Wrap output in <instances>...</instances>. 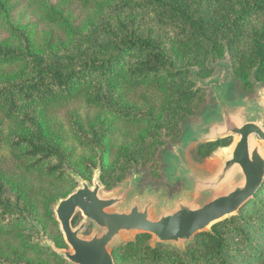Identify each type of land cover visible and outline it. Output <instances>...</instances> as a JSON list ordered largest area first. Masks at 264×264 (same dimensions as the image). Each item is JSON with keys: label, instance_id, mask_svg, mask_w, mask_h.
Masks as SVG:
<instances>
[{"label": "trees", "instance_id": "16d2710c", "mask_svg": "<svg viewBox=\"0 0 264 264\" xmlns=\"http://www.w3.org/2000/svg\"><path fill=\"white\" fill-rule=\"evenodd\" d=\"M16 5V0H0V18L8 20ZM38 5L46 10L44 21L52 28L46 52L26 29H18L17 44L0 41V68L14 66L0 78V153L10 154L0 167V264H67L44 244L41 234L46 231L49 241L65 248L53 206L78 187L72 171L88 181L97 161L109 169L115 159L110 142L124 128L154 119L158 95L173 115L190 114L200 92L190 79L192 68L210 78L207 62L229 54L234 76L245 88L253 87V80L264 82V0H38ZM106 7L115 14L114 23L102 19L96 30L83 27L91 23L93 9ZM152 23L154 27L147 26ZM65 37L71 42H58ZM120 86L140 91L145 106L125 103ZM80 103L114 117L102 120L98 115V125L90 120L86 126L75 114L71 132L46 135V114ZM27 108H32L31 116ZM177 119L172 117L171 124ZM20 126L23 133H15ZM167 128L158 121L154 126L158 134L174 137L175 131ZM154 137L156 144L163 143ZM147 145L141 146L143 151ZM229 146L231 139L200 145L196 152L206 159ZM126 152L118 183L127 178L132 163L139 162ZM34 178L48 185L32 196ZM101 182L108 189L113 186L103 176ZM261 195L264 189L236 216L196 237L184 251L152 246L149 236H138L114 249L115 262L256 264L264 252ZM16 233L19 236H12Z\"/></svg>", "mask_w": 264, "mask_h": 264}, {"label": "water", "instance_id": "95a60500", "mask_svg": "<svg viewBox=\"0 0 264 264\" xmlns=\"http://www.w3.org/2000/svg\"><path fill=\"white\" fill-rule=\"evenodd\" d=\"M229 83L214 82V95L222 118L186 138L187 145H204L234 139L230 151H221L210 168L201 169L179 159L171 177L188 184L190 194L171 205L147 193L134 198L135 181L106 193L100 176L92 183L76 176L80 186L54 206V214L69 249L45 241L67 264H116L118 243L136 236H151L153 244L180 250L196 237L236 216L264 189V104L229 103ZM83 220L74 226L76 218ZM93 225L89 236L84 235Z\"/></svg>", "mask_w": 264, "mask_h": 264}, {"label": "rangeland", "instance_id": "374dc122", "mask_svg": "<svg viewBox=\"0 0 264 264\" xmlns=\"http://www.w3.org/2000/svg\"><path fill=\"white\" fill-rule=\"evenodd\" d=\"M49 4H59L63 0H45ZM17 8L11 12L10 18L4 20L0 18V41L9 40L13 44H17L19 41V36H17V31L19 28L26 29V32L29 31L34 36L36 45L46 52V46L48 38L52 31V28L44 21V15L46 10L44 7L38 5V0H16ZM113 1H111L112 3ZM80 10V15L82 14V4H78ZM94 17L90 22H86L84 28L96 30L100 28V23L102 19L112 20L111 22L116 21L115 14L111 10L106 9L99 11L93 9ZM78 13L76 16L80 17ZM1 16V15H0ZM3 17V15H2ZM127 17V16H126ZM149 27H154V24L147 25ZM157 30V29H156ZM56 32V31H55ZM66 41L70 43L71 41L67 37L58 42ZM60 47V45H59ZM57 47V48H59ZM208 68L212 70L210 78H202L197 75L199 68H192L190 74V79L194 82V90H200L198 97L194 100L193 105L191 106L190 114L183 115H173L170 111V107L163 108L164 100L163 96H156L157 101V112L156 117L151 119L149 123L142 124L139 126H133L129 128H124L121 133L114 137V140L110 144L114 148V161L111 163L109 169L103 167L101 162L97 161L96 165L93 166L92 179L88 182L92 183L94 177L97 173L102 176L105 180L113 182V186L108 189L102 183L106 193H112L122 188L127 183H133L135 181V191L134 198L143 200L146 194L149 192L154 196L161 198L162 204L171 205L176 198H180L183 195H189L188 184L185 180L178 179L175 180L171 177V169L174 166V163L179 161V159L185 160L194 167L201 169L210 168L216 157L220 154L222 149L219 148L212 156L202 159L197 155V148L200 145H187L186 138L188 135L194 133L195 131L207 126L209 123L219 120L222 118L221 114L218 111V102L214 95V82H227L229 83V89L227 93V101L229 103L243 102L250 105L262 106L264 104V82H256L253 80V87L245 88L243 83L236 79L233 72V62L229 54L220 60H209L207 62ZM14 69V66L0 68V78H2L5 72H11ZM118 93L123 95V100L129 105H136V107L145 106V100L141 96V92H135L123 86L118 88ZM143 102V103H142ZM26 113L28 116L33 114L32 108H27ZM78 115L80 121L84 125H88L90 120L96 122L98 125V115L100 119L112 120L114 115L111 112H100L95 109H89L84 104H72L68 107L62 108L54 113H48L44 117V131L48 136L52 133H61L62 130H67L71 132V125H73L74 115ZM174 117L178 118L175 120V124H171L170 119ZM156 121L166 124L167 129H172L175 132L174 137H166L165 134H158L154 130ZM35 131L36 128L31 126ZM24 128L21 126L14 129L15 133H23ZM155 136H158L160 142H163L161 145L156 144ZM228 140V139H226ZM155 142V143H154ZM234 139L231 138V145L233 144ZM143 144H148L146 151H143L141 146ZM71 145V144H70ZM126 150L128 152H126ZM79 151L78 153H80ZM124 152L134 155V157L139 158V162H133L130 166L129 173L127 178L118 183L117 179L119 168H120V159L123 157ZM81 154V153H80ZM85 155H89L87 152ZM7 158L9 160L10 154L8 152L0 153V167H2L3 159ZM123 159V158H122ZM117 160V163L115 162ZM118 169V170H116ZM72 175L80 177L77 173L72 171ZM81 178V177H80ZM33 180V192H44L43 188H46L48 182H44L42 179L34 178ZM77 180V178H76ZM78 182V181H77ZM80 184L78 183V187ZM66 184L65 188H69ZM77 187V188H78ZM76 188V189H77ZM75 189V190H76ZM74 190V191H75ZM52 191V190H51ZM73 191V192H74ZM36 196L38 194H35ZM263 200L264 195H261ZM35 202H40L37 198L33 197ZM257 200V199H256ZM56 205V204H55ZM54 205V206H55ZM53 206V208H54ZM42 211V208L39 209ZM262 217V216H261ZM83 220V217L79 215L75 222L74 226ZM59 224V223H58ZM60 229V226H59ZM54 231V228L49 227V232ZM61 231V230H60ZM93 231V225H90L84 235L89 236ZM63 235V234H62ZM12 236H19L17 233ZM43 242L44 240L49 241L46 236H48L46 231L42 230ZM136 237L134 235L132 238L127 239L124 243H118L117 246L125 244L129 241H133ZM64 238V237H63ZM149 244L152 246L162 245L168 248H173L179 251H182L178 248L169 245L163 244H153V237L149 236ZM15 244H18L17 238H12ZM65 241V239H64ZM189 247V246H188ZM187 247V248H188ZM186 248V249H187ZM69 249L65 243V248ZM184 249V250H186ZM183 250V251H184ZM128 263L136 262L139 264H150L149 262H141L139 259L128 260ZM256 264H264V252L260 261Z\"/></svg>", "mask_w": 264, "mask_h": 264}, {"label": "bare ground", "instance_id": "6f19581e", "mask_svg": "<svg viewBox=\"0 0 264 264\" xmlns=\"http://www.w3.org/2000/svg\"><path fill=\"white\" fill-rule=\"evenodd\" d=\"M234 144V143H233ZM233 144L231 145V146H229V147H227V148H224V149H222L223 151H225V152H228V151H230L231 150V148H232V146H233Z\"/></svg>", "mask_w": 264, "mask_h": 264}]
</instances>
